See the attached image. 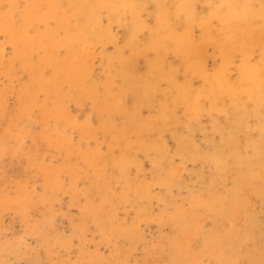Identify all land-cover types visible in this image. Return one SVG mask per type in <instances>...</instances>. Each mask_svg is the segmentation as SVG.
Masks as SVG:
<instances>
[{"label":"snow or ice","instance_id":"1","mask_svg":"<svg viewBox=\"0 0 264 264\" xmlns=\"http://www.w3.org/2000/svg\"><path fill=\"white\" fill-rule=\"evenodd\" d=\"M9 159L0 264H264V0H0Z\"/></svg>","mask_w":264,"mask_h":264},{"label":"rangeland","instance_id":"2","mask_svg":"<svg viewBox=\"0 0 264 264\" xmlns=\"http://www.w3.org/2000/svg\"><path fill=\"white\" fill-rule=\"evenodd\" d=\"M235 1V0H232ZM203 2V0H201ZM93 69V72L97 79L103 78L104 73V66L100 63H97ZM197 135H200L197 133ZM203 140V136L200 137ZM170 146L172 143L171 134L168 137ZM199 142V141H197ZM150 167V164L147 165ZM203 163H190L187 165V168H181L180 172L184 178L183 182L187 185L189 182H192V186L198 187L199 185L195 182L201 179L200 173L204 170ZM7 168L9 170V174L11 175H23L25 173L24 165L21 161L16 160L13 161L11 159L5 164L3 161H0V192L3 190L4 186V175L3 170ZM149 175H151L149 173ZM28 176H25V179H28ZM177 192L179 193V188H177ZM186 194V193H185ZM64 211L68 212L71 211L75 214L78 210L77 209H69L68 205H64ZM259 208H257V212ZM60 221V229L63 230L66 226H68V220L64 216L58 217ZM146 229L150 232L156 231L160 225H152L147 224L145 225ZM43 243V241H41ZM7 245V250H6ZM37 247V240L36 236L33 234L32 231L28 230L24 224L23 216L18 215L15 212L9 213L5 215L2 211H0V259H4L7 256L9 258H17L15 256V252H20L21 257L24 259H31V260H46L48 259L47 252L45 251L44 247L38 249L37 252H33L32 249Z\"/></svg>","mask_w":264,"mask_h":264},{"label":"bare ground","instance_id":"3","mask_svg":"<svg viewBox=\"0 0 264 264\" xmlns=\"http://www.w3.org/2000/svg\"><path fill=\"white\" fill-rule=\"evenodd\" d=\"M216 2H219V3H227V2H243V0H235V1H232V0H216ZM227 11V10H225ZM95 69V68H94ZM104 72H105V67H104Z\"/></svg>","mask_w":264,"mask_h":264}]
</instances>
